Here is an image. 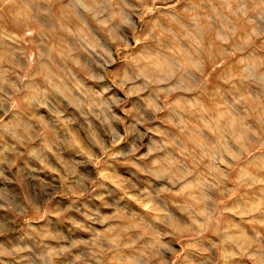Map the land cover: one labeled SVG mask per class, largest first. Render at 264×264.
Returning a JSON list of instances; mask_svg holds the SVG:
<instances>
[{
  "label": "rangeland",
  "instance_id": "obj_1",
  "mask_svg": "<svg viewBox=\"0 0 264 264\" xmlns=\"http://www.w3.org/2000/svg\"><path fill=\"white\" fill-rule=\"evenodd\" d=\"M0 264H264V0H0Z\"/></svg>",
  "mask_w": 264,
  "mask_h": 264
}]
</instances>
